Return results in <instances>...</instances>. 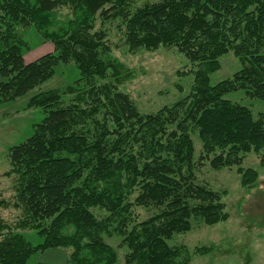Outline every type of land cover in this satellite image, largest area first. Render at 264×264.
<instances>
[{"label":"trees","instance_id":"trees-1","mask_svg":"<svg viewBox=\"0 0 264 264\" xmlns=\"http://www.w3.org/2000/svg\"><path fill=\"white\" fill-rule=\"evenodd\" d=\"M133 1L0 0V104L44 83L59 62L78 70L64 90L28 99L26 107L45 116L8 148L4 175H14V199L0 197V207L21 215L14 224L0 218V264H26L62 247L71 249L63 264H115L117 250L103 238L113 234L127 264H189L191 253L210 248L189 252L168 240L188 232L192 219L212 224L228 216L221 193L195 182L192 135L214 169L240 165L252 151L264 166V114L225 97L242 89L264 102V0H156L132 11ZM98 18H120L131 51L162 45L183 53L195 66L187 71L189 93L156 112L137 109L119 87L135 75L111 52L106 30L96 29ZM30 24L54 51L26 62L30 44L21 31ZM229 50L241 67L213 85L210 74ZM237 171L243 186L258 177L253 168ZM133 205L154 214L137 221ZM27 229L41 237L38 244L25 238Z\"/></svg>","mask_w":264,"mask_h":264},{"label":"rangeland","instance_id":"rangeland-1","mask_svg":"<svg viewBox=\"0 0 264 264\" xmlns=\"http://www.w3.org/2000/svg\"><path fill=\"white\" fill-rule=\"evenodd\" d=\"M145 2H156V0H134L131 10L142 6ZM69 11L64 7L60 9L61 15ZM96 29L103 28L107 32V40L111 44V52L127 65L135 75L125 81L119 87L127 92L142 113L156 112L162 106H170L175 101L188 94L193 80V74L188 73L194 69L183 53L175 47L158 46L156 49L138 48L129 50L123 40L124 29L120 18L102 20L98 18ZM22 33L27 36L30 44L29 50H23L26 62H31L42 54L53 52V44L41 37L34 25L23 27ZM220 68L210 74L209 82L217 84L218 81L231 77L237 72L241 63L232 50L221 55ZM187 72V73H186ZM78 70L73 62L56 65L55 74L36 86L30 92L15 99L0 104V197L9 200L14 199V175L5 176L4 172L10 167L8 148L23 142L33 132L35 123L40 122L45 113L40 107H26L28 99L35 92L45 89H60L72 84L78 77ZM4 78L0 75V81ZM181 88V89H179ZM227 99L240 105L248 106L253 116L264 114V102L257 98H250L244 90L230 92L225 96ZM194 142V176L197 184L213 188L222 195L225 210L228 213L224 221L207 224L202 220L192 219V227L186 233H178L169 244H183L189 252L201 246L209 247L206 253H191L189 264H264V166L259 162L260 155L257 152H248L244 155L240 165L214 169L209 160L200 159L202 154V141L198 136L192 135ZM238 167L253 168L258 177L252 185L243 186L242 174ZM137 193L130 196L133 200ZM132 214L134 219L142 221L154 214V208L133 205ZM99 217L105 215V211L99 207L92 209ZM21 215L20 209L16 207H0V218L14 224ZM25 238L33 244H38L41 237L35 230L22 231ZM107 243L117 250V262L115 264H127L124 254L127 252L125 246L121 245V236L116 234L104 235ZM69 247L51 248L39 251L32 255L26 264L56 263L63 264L69 257ZM66 258V259H65Z\"/></svg>","mask_w":264,"mask_h":264}]
</instances>
